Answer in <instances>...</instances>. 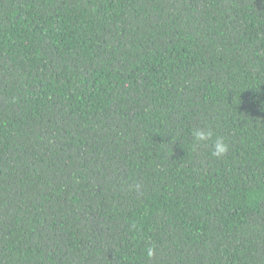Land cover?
<instances>
[{"label":"trees","instance_id":"16d2710c","mask_svg":"<svg viewBox=\"0 0 264 264\" xmlns=\"http://www.w3.org/2000/svg\"><path fill=\"white\" fill-rule=\"evenodd\" d=\"M0 264H264V0H0Z\"/></svg>","mask_w":264,"mask_h":264},{"label":"clouds","instance_id":"9594fccd","mask_svg":"<svg viewBox=\"0 0 264 264\" xmlns=\"http://www.w3.org/2000/svg\"><path fill=\"white\" fill-rule=\"evenodd\" d=\"M193 140L195 144H200L202 142H207L209 140H212L213 133L209 131H205L201 128H196L192 130L191 133ZM229 151V145L225 142V140L217 136L215 140L213 141V150H212V156L220 158L226 155V153ZM157 249L155 245L148 244V246L145 248V254L148 259H152L156 255Z\"/></svg>","mask_w":264,"mask_h":264}]
</instances>
